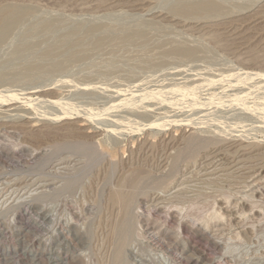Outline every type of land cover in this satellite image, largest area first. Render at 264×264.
Returning a JSON list of instances; mask_svg holds the SVG:
<instances>
[{
  "label": "rangeland",
  "instance_id": "rangeland-1",
  "mask_svg": "<svg viewBox=\"0 0 264 264\" xmlns=\"http://www.w3.org/2000/svg\"><path fill=\"white\" fill-rule=\"evenodd\" d=\"M55 249L264 263V0H0V264Z\"/></svg>",
  "mask_w": 264,
  "mask_h": 264
},
{
  "label": "bare ground",
  "instance_id": "bare-ground-1",
  "mask_svg": "<svg viewBox=\"0 0 264 264\" xmlns=\"http://www.w3.org/2000/svg\"><path fill=\"white\" fill-rule=\"evenodd\" d=\"M209 1V0H208ZM205 2V1H204ZM201 2H200V4H198L199 6H198V9H200V6H201ZM203 4H205L206 5V2L205 3H203ZM202 4V5H203ZM208 4V3H207ZM214 4V3H213ZM205 5H203L202 7H205ZM209 6H211V7H213L210 3H209ZM214 6H215V4H214ZM210 7V9H212ZM217 7V6H216ZM209 8V7H208ZM207 8V9H208ZM202 9V8H201ZM215 9V8H214ZM206 10V9H205ZM216 10V9H215ZM203 11V9L201 10V12ZM14 12V11H13ZM16 12V11H15ZM14 12V13H15ZM228 13V12H227ZM12 15V14H11ZM18 15V14H17ZM13 17H15V16H13ZM13 20V19H12ZM232 29V28H231ZM142 31V30H141ZM108 36V35H107ZM75 45V44H74ZM39 46V45H38ZM12 74V73H11ZM249 74V73H248ZM259 76V75H258ZM37 77H38V75H37ZM53 77V76H52ZM45 78V77H44ZM45 80V79H44ZM55 80V79H54ZM217 81V80H216ZM53 84V83H52ZM15 85V84H14ZM76 87V86H75ZM87 88H88V86H87ZM80 90V89H79ZM51 93V92H50ZM49 93V94H50ZM16 94V93H15ZM14 94V95H15ZM13 95V96H14ZM18 95V94H17ZM2 96V95H1ZM8 96V95H7ZM9 97H11V96H9ZM20 97V96H19ZM49 97V96H48ZM5 98H8V97H5ZM5 98H3V99H5ZM51 98H53V97H51ZM14 99H16V98H14ZM21 99V98H20ZM23 99V98H22ZM36 99H37V97H36ZM43 99V98H42ZM12 100H13V98H12ZM17 100V99H16ZM44 100V99H43ZM15 101V100H14ZM58 101V100H57ZM26 102V101H25ZM59 102V101H58ZM9 103V102H8ZM12 103V102H11ZM31 104V103H30ZM34 104V103H33ZM61 104H62V102H61ZM12 106V105H11ZM21 106V105H20ZM24 106V105H23ZM29 107V106H28ZM119 107H120V105H119ZM20 108V107H19ZM22 108V107H21ZM75 110V109H74ZM118 110V109H117ZM65 112V111H64ZM84 113V112H83ZM87 113V112H86ZM78 114V113H77ZM66 115V114H65ZM14 116V115H13ZM20 116V115H19ZM53 121V120H52ZM72 121V120H71ZM55 122V121H54ZM25 123V122H24ZM35 125V124H34ZM49 126V125H48ZM65 126V125H64ZM42 127V126H41ZM85 129V128H84ZM71 130V129H70ZM81 130V129H80ZM44 131V130H43ZM50 133H51V131H49ZM70 132V131H69ZM29 134V133H28ZM47 134V133H46ZM45 134V135H46ZM60 134H61V132H60ZM35 135V134H34ZM33 135V136H34ZM49 135V134H48ZM51 135V134H50ZM77 135V134H76ZM53 136V135H52ZM64 137V136H63ZM72 137V136H71ZM69 139V138H68ZM58 146V145H57ZM69 146V145H68ZM59 147V146H58ZM71 147V146H70ZM86 147L87 146H85V148H84V150L86 149ZM64 148V147H63ZM65 149V148H64ZM61 150V149H60ZM76 150V149H75ZM87 150V149H86ZM85 150V151H86ZM62 151V150H61ZM79 151V150H78ZM81 152V151H80ZM79 152V153H80ZM83 154H84V152H83ZM85 154H86V152H85ZM85 157V156H84ZM82 162V161H81ZM43 163V162H42ZM85 165V164H84ZM44 166H46V164L44 165ZM82 166V165H81ZM42 167V166H41ZM71 167V166H70ZM79 168H81V167H79ZM78 168V169H79ZM78 169H76L75 171H77ZM79 171V170H78ZM72 172H74V171H72ZM72 172L69 170V171H66V173H64V175H68V174H70L71 173V176L72 175H74V173L72 174ZM70 176V177H71ZM125 181H126V179H124ZM128 181V180H127ZM76 182V181H75ZM124 184V183H123ZM51 187V186H50ZM123 185L121 184V188H119V189H117V190H114L113 192H112V194H111V197H112V200H113V202L114 203H118V205L120 204H122L124 207H125V209H127V210H129V208H131L130 207V204H131V200L129 199V197H128V194L127 193H125L124 192V190H123ZM60 190V189H59ZM61 192V191H60ZM38 200V199H37ZM37 205V208H38V211H40V209H42V208H44V201L43 200H38V202L36 203ZM119 205V206H120ZM122 205H121V207H122ZM36 210V209H35ZM36 225V224H35ZM78 230V229H77ZM76 232H78V231H75V233ZM81 232V231H80ZM82 233H83V231H82ZM82 236H84L83 234H81ZM87 235V234H86ZM75 236H77V237H79V239L80 238H83V237H81V236H78V233H76V235ZM209 238V237H208ZM207 238V239H208ZM82 241H83V239H82ZM215 242V241H214ZM217 244V243H216ZM215 244V245H216ZM217 246H218V244H217ZM220 247V246H219ZM229 247V246H228ZM58 248H60L61 249V245L58 247ZM227 249V248H226ZM143 251H144V249H142ZM141 250V256L143 257V255L144 256H146V253H145V251L143 252ZM232 250H234V249H232V247L231 248H229L228 249V253H229V255L233 252ZM227 251V250H226ZM53 252V251H52ZM235 252V251H234ZM65 253V252H64ZM66 254H67V252H66ZM52 258H53V260L56 262V263H58V264H64L65 262H66V258L64 257V254L62 255L61 253H60V251L59 250H56L55 249V251L52 253ZM233 255V254H232ZM231 256V255H230ZM233 258H235V257H233ZM237 258H239V256L237 255ZM2 259V258H1ZM142 260H144L145 261V257L144 258H142ZM241 260V259H240ZM144 261L142 262V263H144ZM220 261V260H219ZM237 261V260H236ZM150 262V261H149ZM148 263V262H147ZM197 263V262H196ZM202 263V262H201ZM145 264V263H144ZM208 264V263H207ZM209 264H213V263H209ZM217 264V263H216ZM226 264V263H225ZM236 264H264L263 262H261V261H257V260H251V261H239L238 263L236 262Z\"/></svg>",
  "mask_w": 264,
  "mask_h": 264
}]
</instances>
